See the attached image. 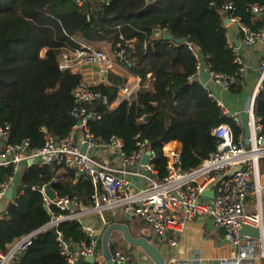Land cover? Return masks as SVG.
<instances>
[{
  "label": "trees",
  "instance_id": "1",
  "mask_svg": "<svg viewBox=\"0 0 264 264\" xmlns=\"http://www.w3.org/2000/svg\"><path fill=\"white\" fill-rule=\"evenodd\" d=\"M228 3L232 10L223 9ZM253 4L264 5V0H156L149 6L145 0H83L80 6L75 0H0V127L9 129L0 153L5 145L24 140L30 149L41 148L46 136L41 128L57 139L65 137L77 123L72 116L73 91L79 86L105 96L110 104L124 79L108 71L104 80L90 84L81 68L60 70L58 66L66 47L86 44L100 49L110 43L113 54L123 52V69L139 77L141 86L129 101L114 108L100 98L89 105L100 116L88 122L90 132L104 140L120 138L128 154L138 150L139 142L145 143L155 154L151 163L157 180L168 174L162 146L171 141L180 145L183 171L199 167L215 151L214 128L227 123L235 137L243 136V130L221 115L209 96L206 84L210 80L203 85L191 79L196 60L187 43L199 48L210 71L233 74L238 66L228 46L224 20L232 16L252 29L264 27V15L247 10ZM167 34L172 38L166 39ZM180 39L184 42L179 43ZM243 84L237 82L228 91L239 94ZM253 114L264 129V79ZM259 168L264 170V158ZM12 174L11 165L0 166V182ZM71 178L64 167L21 168L6 207L8 218L0 219L1 253L50 220L35 190L38 187L50 184L57 197H75L81 208L92 206V183L83 179L73 183ZM53 211L59 213L54 207ZM108 223H115L113 217ZM57 231L67 243L89 242L76 219L59 223ZM100 247L101 239L98 251ZM109 249L119 250L115 242H109ZM65 263L55 235L43 230L32 238L17 264ZM80 264L90 263L83 258Z\"/></svg>",
  "mask_w": 264,
  "mask_h": 264
},
{
  "label": "built area",
  "instance_id": "2",
  "mask_svg": "<svg viewBox=\"0 0 264 264\" xmlns=\"http://www.w3.org/2000/svg\"><path fill=\"white\" fill-rule=\"evenodd\" d=\"M82 5L83 0H75ZM108 2V1H107ZM107 4V3H106ZM232 10L231 3L223 7ZM252 15H264V5L253 4L247 9ZM228 22L238 26L240 45L250 47L260 43L264 45V27L252 29L240 22L237 17H230ZM122 39V38H121ZM110 45V44H109ZM234 55V63L238 69L233 74H223L210 71L209 65L203 61L198 47L187 43V48L196 60L191 79L203 83L204 74H209V80L221 90L228 91L237 82L244 83L246 66L239 50L235 45H229ZM111 47V45H110ZM94 49L82 44L78 48H64L60 54L58 66L60 70H78L83 66L96 67L104 80L112 67L123 69V52L113 54L112 51ZM110 54V55H109ZM113 56V57H111ZM119 57V58H118ZM118 58V59H117ZM123 86L118 89L116 98L108 104L105 96L90 91L87 86H79L73 91L75 107L72 116L77 120L76 125L62 139L48 134L44 128L45 143L41 148L30 149L29 141L20 144L5 145L0 153V166H12V175L5 182H0V201L5 199V193L12 186L23 165L22 161L33 162L38 167L44 165L64 167L71 172L72 182L80 179L89 180L94 188L92 206L82 209L75 197H57L50 199L46 194V186L35 189L39 192L50 220L40 229L33 231L14 241L6 253L0 252V264H17L32 238L43 230H50L66 220H78L82 231L89 238L88 244H70L64 241L57 231L55 240L59 245L60 254L65 258V264H80L83 258L93 257L90 264H106L102 255H97V243L101 236L90 226L83 225L81 217L84 213L96 212L102 217L103 212H111L115 216L121 209L126 215L143 220L155 234L162 235L168 230H176L183 226L177 212L181 211L184 218L192 220L197 216L210 218L216 227L226 230L225 238L231 245L229 257L217 264H242L244 261L264 259V214L262 192L264 186L252 182L251 173L257 170L259 161L264 158V129L255 121L253 105L255 96L264 79V59L260 64V78L251 96L249 107V137H235L229 124L224 123L213 129L217 138L216 148L201 165L190 171H183L179 166L180 148L174 144L171 148L162 146V152L167 158L168 174L163 180L155 178L157 172L152 165L154 152L146 149L145 143H138V150L133 153L124 151V143L118 137L108 140L96 138L88 128L89 121L99 120L100 116L88 108L100 98L103 104L110 108L116 107L122 101H129L141 86V79L131 74L125 75ZM208 80V81H209ZM110 85L109 82H107ZM209 96L220 107L221 115L230 119L236 126H241L238 112L230 110L222 101L216 99L211 92ZM8 126L0 127V143L8 136ZM86 145L85 152L81 146ZM149 151L147 163H141L145 151ZM239 167L235 172V168ZM140 184H143L142 186ZM52 188V187H51ZM214 190V197L209 199L202 196L205 191ZM54 192V191H53ZM255 197L254 209L246 210L245 201L248 196ZM12 197L9 201H12ZM53 207L59 210L55 214ZM8 212H0V219H7ZM103 227L110 224L102 222ZM247 225L258 230V238L240 234L242 226ZM171 245L175 241L167 239ZM114 264H125L126 257L116 250L111 253ZM173 264H184L172 259Z\"/></svg>",
  "mask_w": 264,
  "mask_h": 264
},
{
  "label": "crops",
  "instance_id": "3",
  "mask_svg": "<svg viewBox=\"0 0 264 264\" xmlns=\"http://www.w3.org/2000/svg\"><path fill=\"white\" fill-rule=\"evenodd\" d=\"M225 25L227 27L228 44L235 45L238 48L246 66L247 73L243 88L239 94H236L230 91H223L211 82H208L206 86L216 99L222 101L230 110L240 113L248 109L251 96L260 78V64L264 59V45L257 43L250 47L241 46L238 26L233 22L225 23ZM102 47L106 50L107 44ZM107 50L110 52L111 47H108ZM122 71L120 74L117 72L113 73L126 80L125 75L129 73L125 70ZM122 73H125V75ZM83 74L87 81H91L88 73L84 72ZM174 144L180 148L179 143L175 141H171L165 147L171 148ZM250 178L252 182L256 181L264 186V170H260L259 164L257 170L251 173ZM140 185L142 186L143 184ZM261 199L264 214V190ZM254 202L255 197L248 196L245 201L246 210L254 209ZM7 204L8 200L6 198L0 201V212L6 209ZM176 214H178L179 220L183 221V226L176 230H168L162 235L153 233L143 220L129 215L127 217L121 209L117 211L115 216H111V212H103L102 217L96 212L84 213L80 220L83 225L90 226L96 230L102 239L105 230L102 222L106 221L108 223V219L113 217L115 224H124L128 227L129 233L133 238H137L141 234L147 235L150 243L158 249L168 264L172 262V259H177L184 264H217L220 260L230 256L232 247L212 220L209 222V218L204 216H197L192 220H188L184 218L181 211ZM168 238L174 240L175 245L167 242ZM109 242L117 244L118 249L126 257L125 264H154L140 247H131L123 239L120 232L114 231ZM97 255H102V244L99 251L97 249ZM242 264H264V259L258 258L252 261H244Z\"/></svg>",
  "mask_w": 264,
  "mask_h": 264
},
{
  "label": "water",
  "instance_id": "4",
  "mask_svg": "<svg viewBox=\"0 0 264 264\" xmlns=\"http://www.w3.org/2000/svg\"><path fill=\"white\" fill-rule=\"evenodd\" d=\"M156 0H145V4L146 6H149L151 4H153ZM225 23H228V20L225 19L224 20ZM166 39H171L172 36L170 34H167ZM179 43L184 42V39H180L178 40ZM203 83H207V81L209 80V74L206 73L203 75L202 77ZM239 117H240V121H241V127L243 130V135L244 137L247 139L249 137V133H250V129H249V114L247 111H242L239 113ZM5 141L7 140L4 139ZM86 149V145H82L81 146V151L84 153ZM148 156H149V151H145V154L142 158L141 163L143 165H145L147 163L148 160ZM37 160H34L33 162H27V161H22V165L23 166H27L28 164H34L36 163ZM239 167L235 168L232 172H235ZM46 194L50 199H54V192L51 188V185L48 184L46 186ZM12 192H13V187L11 186L7 192L5 193V198L7 200H10L12 197ZM202 196L204 197H208L209 199H212L214 197V190H209V191H205ZM128 217V215H127ZM209 222H211V219H208ZM218 230L221 234L225 235L226 234V230L223 227H218ZM51 233H53L55 236H57V230L55 227H52L49 230ZM114 231L120 232L123 236V239L131 246H136V247H140L144 253L154 262V264H168L166 262V260L164 259V257L162 256V254L158 251V249L152 245L150 243V239L147 235L145 234H141L139 237L137 238H133L130 233H129V229L126 225L124 224H110L108 227L105 228L102 239H101V244H102V257L105 261L106 264H114L112 261V257H111V251L109 249V241L111 239L112 233ZM240 234L245 236H249L251 238H258L259 233L258 230L256 228L244 225L241 227L240 229ZM158 236V235H157ZM89 263H91L93 261V257H88L86 259ZM173 264V263H170ZM204 264V263H202Z\"/></svg>",
  "mask_w": 264,
  "mask_h": 264
},
{
  "label": "rangeland",
  "instance_id": "5",
  "mask_svg": "<svg viewBox=\"0 0 264 264\" xmlns=\"http://www.w3.org/2000/svg\"><path fill=\"white\" fill-rule=\"evenodd\" d=\"M108 47H110L109 44H107L106 50L108 49ZM100 49H103V47H101ZM108 51V50H107ZM109 53V52H108ZM110 55V54H109ZM113 57V56H111ZM79 71H82L81 73L83 74L84 72L88 73L91 81H88V83L90 84H94L96 81H98V79L100 78V76H102L103 74L101 72H99V70L95 67H83L81 68ZM112 72H117V73H121L123 72L122 69H118L116 67H112ZM125 75V73H122ZM242 128V127H241ZM7 200V199H6ZM9 202V200H8ZM112 253V252H111Z\"/></svg>",
  "mask_w": 264,
  "mask_h": 264
}]
</instances>
